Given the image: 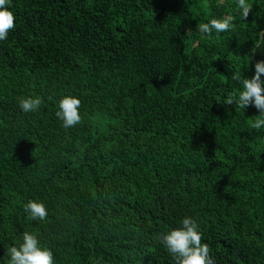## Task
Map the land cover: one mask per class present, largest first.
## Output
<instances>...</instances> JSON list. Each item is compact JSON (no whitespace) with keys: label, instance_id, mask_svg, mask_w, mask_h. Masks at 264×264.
Returning a JSON list of instances; mask_svg holds the SVG:
<instances>
[{"label":"trees","instance_id":"16d2710c","mask_svg":"<svg viewBox=\"0 0 264 264\" xmlns=\"http://www.w3.org/2000/svg\"><path fill=\"white\" fill-rule=\"evenodd\" d=\"M11 0L0 41V264L25 231L55 264H174L160 237L195 219L215 264H264V127L224 105L264 50V0ZM235 17L207 37L200 22ZM264 79V76L261 77ZM82 122L64 128L63 96ZM20 96L43 100L23 113ZM29 200L45 221H29Z\"/></svg>","mask_w":264,"mask_h":264},{"label":"clouds","instance_id":"9594fccd","mask_svg":"<svg viewBox=\"0 0 264 264\" xmlns=\"http://www.w3.org/2000/svg\"><path fill=\"white\" fill-rule=\"evenodd\" d=\"M11 0H0V41L8 38L10 31L15 29V16L9 10ZM236 12L241 20L247 21L253 12V5L249 0H235ZM236 29L235 17L225 14L220 18H211L207 22H200L196 31L212 37L215 34L234 32ZM257 50H264V31L258 33L257 40L247 55L251 58ZM264 60H258L254 65V75L245 78L240 71L231 74V80L238 85V91H233L224 101V105L235 106L236 109L254 107L259 115L250 125L259 130L264 127ZM18 107L25 113H36L40 110L43 100L39 96H20L17 98ZM81 100L76 96H63L58 101L56 117L64 128H73L82 122L80 114ZM26 218L29 221H45L48 218V209L43 202L29 200L23 206ZM181 227L172 229L160 237V243L171 256L174 264H215L210 255L208 243L203 242V233L195 219L186 216ZM9 259L6 264H55L53 251L44 245L38 235L25 231L22 233V242L18 246H11L7 250Z\"/></svg>","mask_w":264,"mask_h":264}]
</instances>
